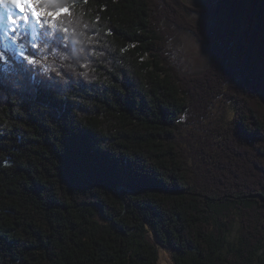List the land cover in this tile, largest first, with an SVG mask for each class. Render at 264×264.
I'll use <instances>...</instances> for the list:
<instances>
[{"label":"trees","instance_id":"trees-1","mask_svg":"<svg viewBox=\"0 0 264 264\" xmlns=\"http://www.w3.org/2000/svg\"><path fill=\"white\" fill-rule=\"evenodd\" d=\"M218 1L68 0L24 41L38 65L0 62V264H159L154 242L173 264H264V0ZM179 31L202 71L174 64Z\"/></svg>","mask_w":264,"mask_h":264},{"label":"snow or ice","instance_id":"snow-or-ice-1","mask_svg":"<svg viewBox=\"0 0 264 264\" xmlns=\"http://www.w3.org/2000/svg\"><path fill=\"white\" fill-rule=\"evenodd\" d=\"M74 4L75 0H72V5ZM72 5L68 0H0V6L6 9L3 14L7 18V30L4 36L11 41L10 45H5L4 49L0 50V62L8 63L18 55L29 65H38L40 61L35 58L34 53L27 51L24 43L27 41L32 49L38 47L34 39L30 38L35 37L36 34V29L31 25L35 24L41 27L47 25L55 29L59 17L64 14H72ZM13 8L19 10L21 15H13ZM64 31L66 32L67 29L65 28ZM9 33H11L10 37Z\"/></svg>","mask_w":264,"mask_h":264},{"label":"rangeland","instance_id":"rangeland-1","mask_svg":"<svg viewBox=\"0 0 264 264\" xmlns=\"http://www.w3.org/2000/svg\"><path fill=\"white\" fill-rule=\"evenodd\" d=\"M186 5L194 8H199L194 5H190L188 1L182 0ZM212 0H209L210 3ZM11 7V6H9ZM2 10V9H1ZM6 12V9H3L0 13V21L2 22L0 28L7 27V19L3 17V14ZM13 15H21L19 10L12 9ZM190 20L196 24H204L205 20L201 15L191 14L189 16ZM34 25V24H33ZM31 25V26H33ZM7 29V28H6ZM4 31H0V38H5ZM170 49L172 53V59L174 64L185 73H198L202 71L207 63L208 56L205 49L195 40V37L190 33L185 31H179L177 36L170 42ZM212 115L207 119L208 125L223 122L226 123L232 116L230 107L223 103L219 102L218 105L212 109ZM183 134L190 139H194L193 134H203L198 126L193 124L184 126ZM233 231L228 235V243L234 244L237 239V230L238 222L235 220L232 224ZM148 240L153 242V240L148 237ZM156 245L158 252L159 264H173V258L176 255V252L163 248L159 245Z\"/></svg>","mask_w":264,"mask_h":264},{"label":"water","instance_id":"water-1","mask_svg":"<svg viewBox=\"0 0 264 264\" xmlns=\"http://www.w3.org/2000/svg\"><path fill=\"white\" fill-rule=\"evenodd\" d=\"M197 7L201 8V9H205V10H209V9H211L213 7H217V8H219V10L221 9V6L219 5V1L218 0H212L210 3L204 2V3H202L201 5H199ZM119 190H125V191L128 192V189H126L125 187H120ZM121 200H122V202H124L122 197H121ZM98 208L100 209V207H98ZM100 213H101V209H100Z\"/></svg>","mask_w":264,"mask_h":264},{"label":"bare ground","instance_id":"bare-ground-1","mask_svg":"<svg viewBox=\"0 0 264 264\" xmlns=\"http://www.w3.org/2000/svg\"><path fill=\"white\" fill-rule=\"evenodd\" d=\"M186 1H188L190 5L199 6V5H201L202 3H204V2L208 3L209 0H186ZM1 9L3 10L4 8H3L2 6H0V13L2 12ZM3 17H4L5 19H7L5 15H3ZM1 23H2V22L0 21V24H1ZM0 26H1V25H0Z\"/></svg>","mask_w":264,"mask_h":264}]
</instances>
